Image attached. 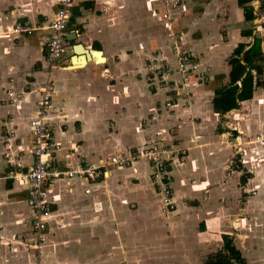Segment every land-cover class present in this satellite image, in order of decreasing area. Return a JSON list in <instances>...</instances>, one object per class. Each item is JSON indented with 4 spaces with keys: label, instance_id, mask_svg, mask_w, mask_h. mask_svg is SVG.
Instances as JSON below:
<instances>
[{
    "label": "crops",
    "instance_id": "1",
    "mask_svg": "<svg viewBox=\"0 0 264 264\" xmlns=\"http://www.w3.org/2000/svg\"><path fill=\"white\" fill-rule=\"evenodd\" d=\"M165 1L73 0L63 58L49 70L44 54L58 0H0V264H204L222 249V235L245 264H264V147L254 141L264 135V85L225 121L212 106L237 45L247 50L264 38V12L254 1L249 23L237 0H172L163 8ZM17 24L36 30L11 33ZM247 29L252 36L242 37ZM175 51L199 63L186 86ZM152 60L170 64L160 79L148 71ZM48 78V120L60 145L52 163L97 167L156 143L167 151L173 211H163L152 165L138 157L107 166L108 176L94 182L55 180L45 241L33 247L20 175L33 163L29 122Z\"/></svg>",
    "mask_w": 264,
    "mask_h": 264
},
{
    "label": "built area",
    "instance_id": "2",
    "mask_svg": "<svg viewBox=\"0 0 264 264\" xmlns=\"http://www.w3.org/2000/svg\"><path fill=\"white\" fill-rule=\"evenodd\" d=\"M170 2L172 0H166L162 4L163 8H167ZM72 3L73 0H58V9L48 27L50 35L45 47L44 60L49 70L55 68L63 58L67 42L66 29L70 19ZM163 17L164 19H168V14H165ZM35 30L36 28L31 26L17 24L12 28L11 33L32 35ZM175 53V67L180 78V84L186 86L190 83L191 77L199 74V63L187 53H180L178 51H175ZM169 68L170 64L166 60L159 62L152 60L148 63V71L155 79L162 78ZM200 77L205 79L202 73ZM170 87L171 89L177 88L176 84H172ZM53 91L54 87L50 78L38 88L39 98L33 112V117L29 122L32 137L31 154L33 163L27 172L20 175L22 182L29 188L27 203L34 214L31 233L35 237L36 243L33 247L37 250L45 241L44 232L51 217L48 189L55 180L61 177L68 179L79 177L94 182L108 176L109 171L106 168L107 166L113 165L117 168H122L138 157L147 158L152 165V179L157 183L163 211L165 213L173 211V196L170 187L168 163L165 157L167 151L156 143L136 156L126 159H114L108 164L101 163L97 167L78 165L74 170L68 168L67 165L63 169L56 167L52 163V157L60 149V145L54 139L52 127L48 120V112L52 107ZM8 95L12 97L13 93L9 91ZM254 141L261 147H264V135H256ZM7 163L16 169L22 167L21 162L12 156H7Z\"/></svg>",
    "mask_w": 264,
    "mask_h": 264
},
{
    "label": "trees",
    "instance_id": "3",
    "mask_svg": "<svg viewBox=\"0 0 264 264\" xmlns=\"http://www.w3.org/2000/svg\"><path fill=\"white\" fill-rule=\"evenodd\" d=\"M254 1L260 2L258 13H263L264 0H237V5L243 11L244 20L249 23L257 18L252 5ZM241 36L251 37L252 30H242ZM262 40L264 38L254 37L253 44L247 50L245 49L249 44L239 43L229 57L228 81L214 92L212 98L213 111L220 117L221 121L225 120V114L238 109L241 102L250 100L256 88L264 85ZM217 131H220V128ZM248 177V174L242 175L241 184H244ZM222 241V249L207 257L204 264H245L240 251L233 243V239L229 235H222Z\"/></svg>",
    "mask_w": 264,
    "mask_h": 264
},
{
    "label": "water",
    "instance_id": "4",
    "mask_svg": "<svg viewBox=\"0 0 264 264\" xmlns=\"http://www.w3.org/2000/svg\"><path fill=\"white\" fill-rule=\"evenodd\" d=\"M71 39H72V37H69L68 41H71ZM75 50L82 53L86 57V59H89L91 57V54L89 53V51L84 49L83 46H81L79 44L77 46H75ZM239 85H240V83H239ZM230 112H232V111H230ZM230 112L228 113V115H226L227 117H229Z\"/></svg>",
    "mask_w": 264,
    "mask_h": 264
},
{
    "label": "bare ground",
    "instance_id": "5",
    "mask_svg": "<svg viewBox=\"0 0 264 264\" xmlns=\"http://www.w3.org/2000/svg\"><path fill=\"white\" fill-rule=\"evenodd\" d=\"M82 63H76L75 66H81Z\"/></svg>",
    "mask_w": 264,
    "mask_h": 264
},
{
    "label": "rangeland",
    "instance_id": "6",
    "mask_svg": "<svg viewBox=\"0 0 264 264\" xmlns=\"http://www.w3.org/2000/svg\"><path fill=\"white\" fill-rule=\"evenodd\" d=\"M24 25H26V24H24ZM28 26H30V25H28ZM31 27H32V26H31ZM225 120H226V118H225ZM225 120H224V121H225ZM226 124H227V123H226Z\"/></svg>",
    "mask_w": 264,
    "mask_h": 264
}]
</instances>
